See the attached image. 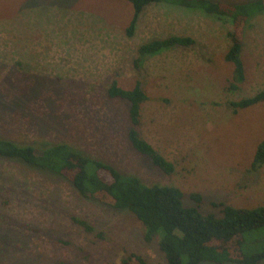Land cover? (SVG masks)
I'll use <instances>...</instances> for the list:
<instances>
[{
	"label": "rangeland",
	"instance_id": "rangeland-1",
	"mask_svg": "<svg viewBox=\"0 0 264 264\" xmlns=\"http://www.w3.org/2000/svg\"><path fill=\"white\" fill-rule=\"evenodd\" d=\"M131 13L125 0H0V137L65 142L145 184L179 187L185 205L197 204L190 193L202 194V212L219 213L212 200L263 203L264 165L249 167L264 137V102L237 112L229 102L264 87V13L244 27L246 79L238 90L226 88L233 72L224 59L227 17L150 4L128 36ZM167 34L190 35L195 43L147 56L136 68L138 45ZM137 78L148 95L140 132L174 164L170 174L130 147L128 103L107 95L112 81L128 89ZM144 231L131 212L82 197L57 174L0 156V264H142L130 254L167 264ZM244 237V252L264 248V226Z\"/></svg>",
	"mask_w": 264,
	"mask_h": 264
},
{
	"label": "trees",
	"instance_id": "trees-1",
	"mask_svg": "<svg viewBox=\"0 0 264 264\" xmlns=\"http://www.w3.org/2000/svg\"><path fill=\"white\" fill-rule=\"evenodd\" d=\"M132 13L126 34L131 36L142 11L150 4H168L231 22L228 32L230 44L224 59L233 66L228 90H238L245 82L246 74L241 57L243 34L246 23L264 13V0L222 2L218 0H125ZM195 43L190 35L167 34L142 42L134 59L136 68L147 56L174 47H189ZM109 98L128 103L129 125L126 138L130 147L165 174L174 171V164L159 152L140 132L141 106L148 95L136 79L131 88H123L112 81L106 89ZM264 102V87L250 96L229 102L233 112ZM0 156L17 159L29 166L51 172L66 179L75 190L88 199L98 200L115 209L131 212L144 226V239L157 240L158 248L167 264H200L225 262L237 264H260L264 260V248L244 252L245 234L264 226V202L253 207H237L223 201H210L219 213L202 212V194L192 192L189 197L196 205H185V193L177 186L145 184L134 175L121 172L114 166L87 156L65 142L35 145L0 137ZM264 165V137L258 142L249 170ZM87 231L93 227L87 221L72 217ZM145 264L140 255L130 254Z\"/></svg>",
	"mask_w": 264,
	"mask_h": 264
}]
</instances>
